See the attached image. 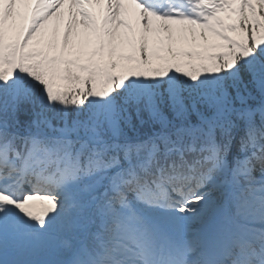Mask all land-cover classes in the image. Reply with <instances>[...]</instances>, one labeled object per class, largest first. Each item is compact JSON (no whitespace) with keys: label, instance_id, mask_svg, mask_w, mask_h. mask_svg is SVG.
<instances>
[{"label":"snow or ice","instance_id":"6c2138e0","mask_svg":"<svg viewBox=\"0 0 264 264\" xmlns=\"http://www.w3.org/2000/svg\"><path fill=\"white\" fill-rule=\"evenodd\" d=\"M0 264H264V0H0Z\"/></svg>","mask_w":264,"mask_h":264}]
</instances>
